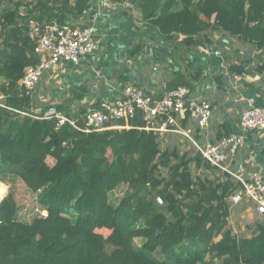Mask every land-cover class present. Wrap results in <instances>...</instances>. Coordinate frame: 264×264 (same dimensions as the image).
I'll return each mask as SVG.
<instances>
[{
    "label": "trees",
    "instance_id": "obj_1",
    "mask_svg": "<svg viewBox=\"0 0 264 264\" xmlns=\"http://www.w3.org/2000/svg\"><path fill=\"white\" fill-rule=\"evenodd\" d=\"M91 1L0 0V181L13 183L0 202V264H264V220L249 235L228 222L239 182L194 174L192 159L197 169L215 167L198 152L162 151L157 135L137 128L139 113L128 128L82 132L7 108L29 111L18 89L38 60L29 23L41 32ZM109 1L129 2L128 13L164 37L182 33L195 45L217 28L264 49V0ZM174 81L169 88L191 87ZM47 158L52 164L37 174ZM20 180L26 205L14 189Z\"/></svg>",
    "mask_w": 264,
    "mask_h": 264
},
{
    "label": "crops",
    "instance_id": "obj_2",
    "mask_svg": "<svg viewBox=\"0 0 264 264\" xmlns=\"http://www.w3.org/2000/svg\"><path fill=\"white\" fill-rule=\"evenodd\" d=\"M126 8L119 2L92 0L90 8L66 19L92 26L97 48L86 62H59L45 71L30 92L29 111L39 113L48 105L59 106L83 123L80 116L85 110L102 101L112 102L126 85L160 96L173 89L169 86L179 75L191 89L180 86L211 105L210 116L207 126L199 127L188 112L178 114L177 124L181 130H189L190 138L181 132H162L157 137L162 151L175 149L192 158L198 152L195 144H215L223 136L241 132L238 125L243 111L250 103L263 102L264 49L217 28L203 31L195 37L199 44L190 45L182 33L164 37L151 30L138 20V12L133 14L136 20ZM32 26L29 23L30 30ZM243 134L242 145L230 157L228 172L215 166L197 169L193 159L189 162L191 170L218 179L223 173L233 179L235 175H264V130ZM222 149L229 153L228 147ZM229 205L228 222L237 234L249 235L256 223L264 220L246 197Z\"/></svg>",
    "mask_w": 264,
    "mask_h": 264
},
{
    "label": "built area",
    "instance_id": "obj_3",
    "mask_svg": "<svg viewBox=\"0 0 264 264\" xmlns=\"http://www.w3.org/2000/svg\"><path fill=\"white\" fill-rule=\"evenodd\" d=\"M123 5L129 7L130 4L126 1ZM30 24L33 25L31 36H36L33 50L38 60L24 68L23 75L18 81L19 92L24 95H30L42 74L56 63L86 62L89 55L97 48L92 26H80L69 21L46 25L39 32L38 26L33 21ZM0 106H3L2 102ZM7 108L20 115L41 119L53 118L56 129L69 124L82 132L128 128L129 120L139 113L143 124L138 126V129L151 132L157 137L162 132H181L190 138L189 130L183 131L178 126L176 116L188 112L199 127H205L208 124L211 105L203 98L192 97L188 88L184 86L165 90L162 95L156 96L143 88L128 84L123 88L121 96L112 102L102 101L85 110L80 116L83 126L78 124L79 117L69 116L54 105L46 106L39 113L26 109ZM120 121L123 123H119ZM238 127L241 132L223 136L215 144L205 146L195 144L203 160L220 171H229L230 157L244 141L243 132L264 130V97L262 105L250 103L243 111ZM223 146L228 147L229 153L223 151ZM234 178L239 182V187L231 193L228 201L235 205L246 197L254 202L258 213L264 214V175L251 173L247 177L235 175ZM157 200L161 202L159 198Z\"/></svg>",
    "mask_w": 264,
    "mask_h": 264
},
{
    "label": "rangeland",
    "instance_id": "obj_4",
    "mask_svg": "<svg viewBox=\"0 0 264 264\" xmlns=\"http://www.w3.org/2000/svg\"><path fill=\"white\" fill-rule=\"evenodd\" d=\"M53 160L51 158H47V160L45 161L44 165L42 167H40V169L38 170L39 172L37 174H39L40 172H42L45 168H47L50 164H52ZM194 171V174H196L197 170L195 171V169H192ZM161 172L163 174V176L167 177L168 176V171L165 169H161ZM0 202L1 200L4 198V196L7 194L8 191H10V189H13V183H4L2 181H0ZM14 189L17 195V200L19 201V203H22L23 205H26L27 201H25V199H27V197L29 196L28 194V190L26 189V182L25 181H19V182H15L14 183ZM104 235L107 234V230H100Z\"/></svg>",
    "mask_w": 264,
    "mask_h": 264
},
{
    "label": "water",
    "instance_id": "obj_5",
    "mask_svg": "<svg viewBox=\"0 0 264 264\" xmlns=\"http://www.w3.org/2000/svg\"><path fill=\"white\" fill-rule=\"evenodd\" d=\"M0 6H1V2H0ZM14 217H16V215H14Z\"/></svg>",
    "mask_w": 264,
    "mask_h": 264
}]
</instances>
